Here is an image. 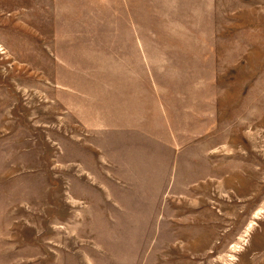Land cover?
Instances as JSON below:
<instances>
[{"label":"rangeland","instance_id":"rangeland-1","mask_svg":"<svg viewBox=\"0 0 264 264\" xmlns=\"http://www.w3.org/2000/svg\"><path fill=\"white\" fill-rule=\"evenodd\" d=\"M0 264H264V0H0Z\"/></svg>","mask_w":264,"mask_h":264}]
</instances>
